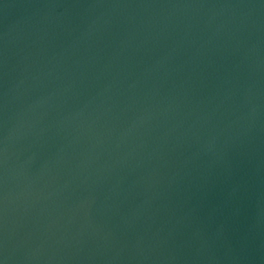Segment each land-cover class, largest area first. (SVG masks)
<instances>
[{"label": "water", "instance_id": "95a60500", "mask_svg": "<svg viewBox=\"0 0 264 264\" xmlns=\"http://www.w3.org/2000/svg\"><path fill=\"white\" fill-rule=\"evenodd\" d=\"M0 264H264V0H0Z\"/></svg>", "mask_w": 264, "mask_h": 264}]
</instances>
